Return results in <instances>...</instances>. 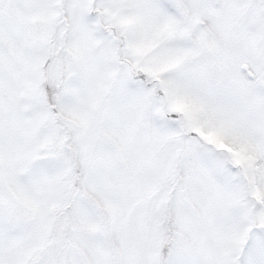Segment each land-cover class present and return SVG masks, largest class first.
<instances>
[{"label":"snow or ice","instance_id":"obj_1","mask_svg":"<svg viewBox=\"0 0 264 264\" xmlns=\"http://www.w3.org/2000/svg\"><path fill=\"white\" fill-rule=\"evenodd\" d=\"M0 264H264V0H0Z\"/></svg>","mask_w":264,"mask_h":264}]
</instances>
